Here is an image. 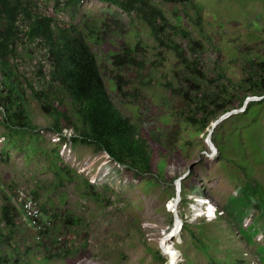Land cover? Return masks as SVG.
Segmentation results:
<instances>
[{
  "label": "rangeland",
  "instance_id": "1",
  "mask_svg": "<svg viewBox=\"0 0 264 264\" xmlns=\"http://www.w3.org/2000/svg\"><path fill=\"white\" fill-rule=\"evenodd\" d=\"M33 1L42 12L53 13L57 24H73L82 33L112 102L157 156L158 175L134 179L94 146L71 142L69 132L61 141L47 129L52 119L31 97L28 116L37 134L10 136L4 130L3 136L0 127V262L172 264L165 254L170 248L177 255L173 264H264V100L244 96L254 62L264 61V0H197L206 13L200 25L193 7L156 1L170 23L163 45L144 22L113 5L84 0L55 12V0ZM182 31L190 42L200 43L196 52ZM168 38L180 45L186 64L170 49ZM118 52L128 53L133 62L114 65L111 55ZM21 67L30 75L37 65L25 58ZM117 76L126 95L117 90ZM221 83L227 93L242 97V105L235 108L233 99L217 119L238 115L218 130V142L229 148L223 158L207 142L214 135L213 122L198 131L199 125L187 120L201 118L196 107L215 108L210 100ZM60 96L76 122L70 100L63 92ZM247 102L251 105L243 112ZM54 150L69 171L62 169ZM180 179L186 198L176 205L169 193L171 188L176 192ZM18 187L36 191L51 214L43 242L34 241L12 202L11 191ZM4 205L16 210L12 229L2 219ZM176 217L186 229L168 235ZM156 251L165 262L154 258Z\"/></svg>",
  "mask_w": 264,
  "mask_h": 264
},
{
  "label": "trees",
  "instance_id": "2",
  "mask_svg": "<svg viewBox=\"0 0 264 264\" xmlns=\"http://www.w3.org/2000/svg\"><path fill=\"white\" fill-rule=\"evenodd\" d=\"M83 1L55 0L54 10L59 12L76 8ZM97 1L113 5L127 14H134L146 24L153 39L163 45L170 23L162 7L156 3L159 0ZM160 1L193 7L197 25L206 20L204 19L206 13L197 0ZM182 11L187 17L184 8ZM178 19L181 20L179 16ZM182 38L190 42L186 31H182ZM209 39L212 38L209 37ZM167 40L169 43L172 42L169 38ZM190 43L193 45L191 51L196 52L200 43L198 41ZM170 49L181 63L188 62L179 44L172 42ZM25 58L37 65L35 72L32 71L33 68L30 70V75L21 67ZM111 58L113 64L118 67L133 62L125 52L114 53ZM254 64V70L248 73L246 80L248 85L244 89V96L262 97L261 100H264V61L254 62ZM221 77L223 76L219 74L218 78ZM116 83L118 92L126 95L121 86L120 76L116 77ZM61 92L65 93L70 100L75 111L73 116L76 122L72 121V116L60 96ZM178 92L181 91L178 90ZM220 94L224 97L222 103L219 101ZM183 95L187 93L183 92ZM31 97L52 119L53 123L47 129L56 134L61 141L65 142V132L72 130V136L69 138L71 142L94 146L112 162L132 172L134 179L147 175L154 179L157 178V156L149 149L146 140L138 134L135 125L122 115L112 102L101 76L96 54L88 46L78 28L73 24H57L54 14L42 12L37 1L0 0V127H2V135L4 130H9L10 136L23 137L26 132L30 131L37 134L38 126L31 122L28 116V113H32L29 108ZM233 99L237 100L235 108L242 105V97L227 93V86L221 83L220 89L210 100L215 108L212 109L209 105L196 107L203 114L201 118L188 117L187 120L199 125L198 131H201L210 122L214 123L220 115L228 112L229 109L225 105L230 104ZM256 103H261V101L251 102V104ZM251 104L248 102L243 104V112L247 111ZM233 116L238 115H230L220 121L214 127V135L210 138L221 158L225 156V151L229 148L226 149L227 144L218 142V130ZM54 155L62 169L69 171L57 150H54ZM159 156H161L160 153ZM161 159L165 167V158ZM173 179L174 177L170 178V180ZM187 179L192 180L191 177ZM182 181L183 179H180V183ZM186 191V186L181 183L178 204L184 203ZM30 193L38 199L36 191L30 190ZM169 197H175L172 188ZM4 199L7 202L10 201L8 196H4ZM42 208L46 213V208L43 206ZM1 213L5 226L14 228L17 216L15 208L4 205ZM185 226L186 224L182 223L181 231H185ZM181 239L184 241L183 236ZM153 254L155 259L165 262L157 251ZM13 263L19 264L18 259Z\"/></svg>",
  "mask_w": 264,
  "mask_h": 264
},
{
  "label": "built area",
  "instance_id": "3",
  "mask_svg": "<svg viewBox=\"0 0 264 264\" xmlns=\"http://www.w3.org/2000/svg\"><path fill=\"white\" fill-rule=\"evenodd\" d=\"M65 135L70 138L72 132L67 131L65 132ZM10 197L15 208L21 212L23 219L30 227L34 241L43 242L44 236L48 233L52 225L50 212L45 213L40 201L35 199L30 191L24 187L13 189Z\"/></svg>",
  "mask_w": 264,
  "mask_h": 264
},
{
  "label": "bare ground",
  "instance_id": "4",
  "mask_svg": "<svg viewBox=\"0 0 264 264\" xmlns=\"http://www.w3.org/2000/svg\"><path fill=\"white\" fill-rule=\"evenodd\" d=\"M244 109V108H243ZM220 122V121H219ZM218 122V123H219ZM217 123V124H218ZM215 124V122L213 123V125ZM216 124V125H217ZM212 125V126H213ZM211 140V139H210ZM210 140L208 141V138H207V142H210ZM213 150V149H212ZM215 151V150H214ZM180 188V187H179ZM176 204V203H175ZM201 215V214H200ZM199 215V216H200ZM199 216H197V217H199ZM201 217V216H200ZM182 220L180 219V217H176L175 218V223H173L172 225H171V227L170 228H168V230L167 231H169V230H171L169 233L170 234H168V235H171V234H174V233H176L177 234V236H179V234H180V231H181V228H182ZM166 234V235H167ZM168 240H169V238H165V239H163V242L165 243V244H168L167 242H168ZM162 247H164V246H162ZM168 247V246H167ZM165 254H166V256L169 258V261L173 264L174 263V261L176 260V252L175 251H173V249H170V248H165ZM163 254H164V251H163Z\"/></svg>",
  "mask_w": 264,
  "mask_h": 264
},
{
  "label": "water",
  "instance_id": "5",
  "mask_svg": "<svg viewBox=\"0 0 264 264\" xmlns=\"http://www.w3.org/2000/svg\"><path fill=\"white\" fill-rule=\"evenodd\" d=\"M220 120H216L215 121V124L212 126V129H214V127L216 126V124L219 122ZM211 129V130H212ZM210 134H211V131H210ZM210 140V138L208 137V141ZM179 184V185H178ZM180 187V180H177L176 181V187ZM179 193H180V188H177L176 189V192H175V203L177 204L178 202H179V200H180V196H179ZM182 225V224H181ZM173 236V235H172ZM171 236V237H172Z\"/></svg>",
  "mask_w": 264,
  "mask_h": 264
},
{
  "label": "clouds",
  "instance_id": "6",
  "mask_svg": "<svg viewBox=\"0 0 264 264\" xmlns=\"http://www.w3.org/2000/svg\"><path fill=\"white\" fill-rule=\"evenodd\" d=\"M178 204V203H177ZM203 214L207 216V210L203 211Z\"/></svg>",
  "mask_w": 264,
  "mask_h": 264
}]
</instances>
